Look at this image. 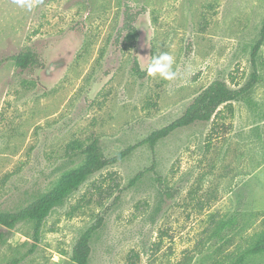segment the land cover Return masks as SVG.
<instances>
[{
  "label": "rangeland",
  "instance_id": "1",
  "mask_svg": "<svg viewBox=\"0 0 264 264\" xmlns=\"http://www.w3.org/2000/svg\"><path fill=\"white\" fill-rule=\"evenodd\" d=\"M34 3L0 0V210L46 191L73 141L96 140L107 158L132 150L56 208L37 242L28 224L8 231L0 264H72L98 217L88 264H214L264 228V45L258 82L232 113L221 108L210 122L176 129L153 150L142 144L213 82L239 89L248 81L264 0ZM126 13L138 33L132 45L121 31ZM25 50L42 66L14 68L8 58ZM162 51L175 57V81L146 73ZM234 213L237 230L209 241L216 221Z\"/></svg>",
  "mask_w": 264,
  "mask_h": 264
},
{
  "label": "trees",
  "instance_id": "2",
  "mask_svg": "<svg viewBox=\"0 0 264 264\" xmlns=\"http://www.w3.org/2000/svg\"><path fill=\"white\" fill-rule=\"evenodd\" d=\"M133 16L126 13L121 31L126 32L125 40L127 45H132L138 33L132 24ZM121 34V32H120ZM264 45V17L258 40L253 44L251 50L252 73L248 81L239 89H231L226 83L215 81L205 88L185 110L183 115L170 125L153 131L142 144H147L153 150L156 143L171 134L174 130L187 127L195 122H210L220 112L221 108L233 112L232 103L236 102L248 93L258 82V74L255 66L256 56ZM21 71L41 67L39 57L31 50H25L8 58ZM133 72L142 75L143 70L139 64L133 61ZM132 147L125 149L112 158H107L98 141L93 140L88 144L73 141L66 149L68 163L63 166L58 177L51 183L50 187L34 197L24 206L14 211L0 210V246L6 239V233L19 224H28L32 230V237L38 241L41 229L47 217L58 207L62 206L79 188L94 174L105 168L118 163L125 158ZM66 161V162H67ZM140 177V174L133 179V183ZM264 217V216H263ZM102 217H98L95 225L87 229L74 245L70 262L72 264H88L91 254V240L95 231L101 226ZM237 230V213L228 219H219L210 233L208 240L218 242L224 240V231L227 229ZM35 246L28 251L30 254ZM264 257V228L247 239L245 243L237 244L233 251L221 254L214 264H250L251 260ZM17 264V261L7 263Z\"/></svg>",
  "mask_w": 264,
  "mask_h": 264
},
{
  "label": "clouds",
  "instance_id": "3",
  "mask_svg": "<svg viewBox=\"0 0 264 264\" xmlns=\"http://www.w3.org/2000/svg\"><path fill=\"white\" fill-rule=\"evenodd\" d=\"M16 3L19 7L28 10L35 7L34 0H16ZM175 63V57L172 54L164 51L159 52L151 56L146 73L149 77L159 78L169 82L175 81L178 77V72L174 67Z\"/></svg>",
  "mask_w": 264,
  "mask_h": 264
}]
</instances>
